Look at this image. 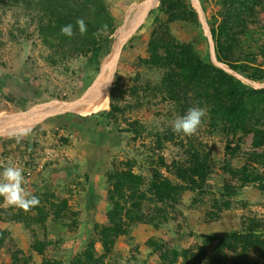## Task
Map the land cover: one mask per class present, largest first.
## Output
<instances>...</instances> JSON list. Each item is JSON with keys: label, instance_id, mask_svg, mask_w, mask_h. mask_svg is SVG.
<instances>
[{"label": "rangeland", "instance_id": "obj_1", "mask_svg": "<svg viewBox=\"0 0 264 264\" xmlns=\"http://www.w3.org/2000/svg\"><path fill=\"white\" fill-rule=\"evenodd\" d=\"M92 1L52 0L75 9V21L61 26L71 24L72 37L63 35L57 22L40 20V0L35 10L25 2L0 4L1 126L9 116L42 103L75 102L109 73L118 33L147 0ZM198 1L216 54L226 59L220 62L237 67L233 70L242 78L228 74L259 90L264 86V0ZM75 4L85 5V13ZM78 19L107 26L94 35L89 28L84 33L86 40L101 44L100 51H79ZM132 25L106 105L86 114L47 112L0 132V171L21 168L23 187L40 201L24 211L0 198V264H161L171 251H196L210 237L241 232L252 221L264 223V146H255L264 137V103L255 118H246L249 132L244 133L232 130L222 112L195 91L186 99L181 93L178 102L169 99L166 76L180 73L165 65L171 46L187 47L213 64L192 0H155ZM151 44L158 47V66L150 63ZM192 107L206 113L197 132H174V121ZM196 154L204 178L195 170ZM185 167L194 171L199 188L181 178ZM256 170L262 180L243 184L245 172ZM129 171L141 181L118 189ZM156 172L176 186L163 202L151 187ZM113 227H122L124 234L115 235ZM105 228H112L108 241L101 236ZM212 245L203 264L214 262ZM248 258L264 264L255 251ZM221 264H234V254L225 252Z\"/></svg>", "mask_w": 264, "mask_h": 264}, {"label": "trees", "instance_id": "obj_2", "mask_svg": "<svg viewBox=\"0 0 264 264\" xmlns=\"http://www.w3.org/2000/svg\"><path fill=\"white\" fill-rule=\"evenodd\" d=\"M97 1L99 0H93L92 2L95 4ZM17 3H24L28 8H33L34 10L38 8L36 7L38 0H0V4L7 6ZM39 4L41 8V19H39L42 21L45 17L48 18L50 22H57L60 27L67 21H75V17H73L75 16L74 8L69 10L68 7L63 6V4L57 6L52 0H40ZM79 4H75V6L77 5L79 12H81L79 14H84L86 7L85 5ZM85 25L92 31L93 35L99 30H105V27H98L97 24L86 23ZM84 37L85 34H80L78 36L79 51L86 50V52H97L101 50V44L98 43L97 40L93 37L91 40H86ZM83 39H85V41ZM171 48L169 52L170 58L165 65L168 67L175 65L176 68L180 69V73H171V75L168 74L166 76L164 85L170 92L169 99L178 102L181 100L179 97L181 93H184L186 99L187 92L195 91L198 98L203 97L208 104L217 107V114L222 112L223 119L228 122L230 126H233L232 130H235V132H249L246 118L251 117L253 119L259 114L255 112L258 107L264 103L259 101L264 100L261 98V96L264 95V89L256 90L252 86L244 84L242 81H237L224 70L215 67L213 64L202 61L187 47L171 46ZM150 52L152 54L150 63L154 66L160 65L161 57L158 55L157 45L151 44ZM217 57L219 61L223 59L226 61L220 54H217ZM231 68L237 70V67L232 65ZM251 108L253 110H251ZM112 109H114V107H112ZM255 146H264V137L256 141ZM192 159L194 160L193 163L196 165V172H199L204 178L205 171L200 163L199 155H193ZM180 174L183 180L191 181L194 187L199 188V183L194 177L195 173L190 170V168L185 167ZM137 179L138 181L136 183ZM260 179L261 174L257 170L252 173L246 171L243 184L250 182V180L256 181ZM119 180L120 183L117 185L118 189H131V186H136L138 182L141 181V177L129 171L128 173L124 172ZM151 187L155 192L157 200L160 202L169 198L172 191L176 189V186L168 179L163 178L159 172L154 174ZM261 189L264 190V185H262ZM228 194L233 196L235 191L228 190ZM141 197H143V195ZM141 207V203L135 205L137 210H140ZM110 219L112 220L111 217ZM113 228L115 235L124 234V231L120 229L122 227ZM111 233L112 228H105L101 232V236L108 241L111 237ZM212 244H215V259H213V264H221L225 252L234 254V264H261L259 261L251 262L248 257L251 252L255 251L261 258H264V223L252 221L250 225L241 232L233 231L220 237H210L204 247L199 246L196 251H194L195 249H190L183 252L182 255H179L176 251H171L170 260L169 258L167 260V255H163V262L161 264H179L180 262L181 264H203L204 258L208 255V247L213 246ZM36 249L42 254L43 250L40 247Z\"/></svg>", "mask_w": 264, "mask_h": 264}, {"label": "water", "instance_id": "obj_3", "mask_svg": "<svg viewBox=\"0 0 264 264\" xmlns=\"http://www.w3.org/2000/svg\"><path fill=\"white\" fill-rule=\"evenodd\" d=\"M155 0H147L146 2L142 3L141 5L137 6L136 13L134 17L131 19L129 25H126L121 29V31L118 33L117 39L115 41V44L113 46L112 52L109 54V62H108V70L109 73L106 76L107 81H105L107 85V88L100 93H94L93 96L89 97V95H85L83 98L75 101V102H62V101H52L47 103H42L29 111L25 113H19L16 115H11L8 117L7 122L5 125H0V132L5 130H11L14 127H20L21 125H26L33 121L35 118H38L39 116L46 114L47 112H50L51 115H58V114H65L68 112L77 113L78 111H86L88 113H93L98 111L102 106L106 105L107 100L109 98L110 90L112 87V82L115 74V69L117 66L118 56L120 50V44L123 40L124 36L128 34L130 29L133 27V22L135 21L136 16H139L143 12H145L147 9L151 8ZM193 4L197 10V13L199 15V18L201 20V23L203 25V28L205 30V33L208 37L210 47H211V57L213 64L226 71L227 73L242 78L238 73H236L233 69H231L228 66H225L222 64L217 57L216 50H215V44L213 40V35L211 32V29L208 25L205 13L203 11V8L201 7L198 0H192ZM259 89H264V86H258Z\"/></svg>", "mask_w": 264, "mask_h": 264}, {"label": "clouds", "instance_id": "obj_4", "mask_svg": "<svg viewBox=\"0 0 264 264\" xmlns=\"http://www.w3.org/2000/svg\"><path fill=\"white\" fill-rule=\"evenodd\" d=\"M80 34L87 31V27L83 19L76 21ZM106 29V25L104 26ZM61 33L67 37H72L73 26L71 24L61 27ZM205 109L202 107H192L187 113L178 117L173 123V131L183 135L191 136L195 134L205 117ZM24 175L22 169L9 165L0 171V198L4 202L14 208H20L28 211L33 207L39 206V199L36 196H30L24 185Z\"/></svg>", "mask_w": 264, "mask_h": 264}, {"label": "bare ground", "instance_id": "obj_5", "mask_svg": "<svg viewBox=\"0 0 264 264\" xmlns=\"http://www.w3.org/2000/svg\"><path fill=\"white\" fill-rule=\"evenodd\" d=\"M136 8V6L133 8V10ZM125 42H126V39H123L122 41H121V44H120V49L123 47V45H125ZM106 74L103 76V78L95 85V86H93L89 91H88V93H87V95H89V97H91V96H93V94L94 93H100V92H103L106 88H107V85L108 84H106L105 83V81H107L108 80V78L106 79ZM86 95V96H87ZM83 113L84 114H86V113H88V112H84L83 111Z\"/></svg>", "mask_w": 264, "mask_h": 264}]
</instances>
